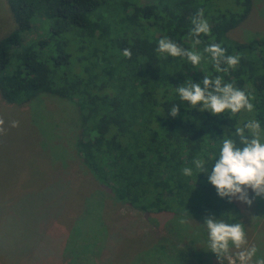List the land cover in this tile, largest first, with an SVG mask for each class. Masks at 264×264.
<instances>
[{
  "label": "trees",
  "instance_id": "trees-1",
  "mask_svg": "<svg viewBox=\"0 0 264 264\" xmlns=\"http://www.w3.org/2000/svg\"><path fill=\"white\" fill-rule=\"evenodd\" d=\"M4 2L16 28L0 38L2 102L21 107L48 96L74 103L80 123L75 143L79 173L85 172L92 183L144 215L176 220L187 211L186 219L201 226L208 216L239 221L250 240L252 232L239 201L220 198L208 174L199 175L192 161L203 158L210 169L225 134L231 136L251 118L264 127V38L229 37L251 14L253 0ZM200 9L211 35H201L202 43L193 47L191 18ZM33 27L40 31L39 39L26 40L25 33ZM162 38L200 53V65L157 52ZM213 42L226 49V55L240 57L234 69L215 71L203 52ZM126 48L130 59L123 56ZM205 75L220 76L244 90L255 111L214 116L191 108L176 89L190 79L200 83ZM174 105L180 107L175 118L170 115ZM186 166L193 168L192 177L183 175ZM64 188L71 189V184L55 188L64 196L63 205L71 199V190L65 193ZM91 202L84 201L81 228L90 235L105 232L99 222L102 203ZM90 235L83 234L84 239ZM63 236L65 244L71 241ZM193 255L179 251L176 258L193 264ZM69 259L89 264L96 260L88 254L83 259L71 254ZM202 263L198 258L196 264Z\"/></svg>",
  "mask_w": 264,
  "mask_h": 264
},
{
  "label": "rangeland",
  "instance_id": "rangeland-1",
  "mask_svg": "<svg viewBox=\"0 0 264 264\" xmlns=\"http://www.w3.org/2000/svg\"><path fill=\"white\" fill-rule=\"evenodd\" d=\"M15 28L0 0V38ZM39 35L33 27L25 38L37 40ZM229 37L264 38V0H253L251 14ZM0 117L7 128L0 137V264H89L70 260L71 254L81 259L90 255L96 259L90 264H182L177 253L189 250L193 264L198 258L202 264H219L207 249L206 228L189 219L181 225L179 219L137 212L79 173L75 143L80 123L74 103L40 96L16 107L0 100ZM13 120L19 121L18 128L8 127ZM69 183L71 189L62 191L71 190V199L63 205L64 196L55 188ZM86 199L102 203L99 222L105 232L82 230L78 219L84 217ZM239 203L252 232L249 241L264 253V198H255L250 208ZM63 233L70 242L65 244ZM83 234L90 236L85 240Z\"/></svg>",
  "mask_w": 264,
  "mask_h": 264
},
{
  "label": "clouds",
  "instance_id": "clouds-1",
  "mask_svg": "<svg viewBox=\"0 0 264 264\" xmlns=\"http://www.w3.org/2000/svg\"><path fill=\"white\" fill-rule=\"evenodd\" d=\"M191 23L195 47L202 43L201 35H211V27L204 18L203 9L197 11L191 18ZM156 50L172 58H181L182 61L186 59L194 67H198L203 59L200 53L188 50L169 38L160 39ZM203 52L209 55L217 73L227 72L239 64L240 57L226 55V49L218 43L206 45ZM131 55L130 49L123 50L124 57L130 59ZM176 91L182 101L187 102L193 109L198 108L202 113L209 112L214 116L231 113L235 116L242 112L255 111L249 95L233 83H226L220 76L213 79L205 75L200 83L190 79ZM179 113V106L171 107V117L175 118ZM19 126V121L15 120L8 125L10 128ZM6 133L5 120L0 117V137ZM223 137L218 157L212 167L209 169L206 166L207 161L197 157L192 161L195 171L199 175L208 174V183L215 187L220 198L229 203L239 201L250 208L255 198H264V127L257 119L251 118L242 126L235 127L231 136L225 134ZM182 173L185 177H192L194 171L192 167L186 166ZM250 192L254 195L250 196ZM188 215L186 211L179 219V224L187 225ZM202 226L208 234L207 249L216 255L219 264H264V253L260 252L255 243L249 241L242 222H228L226 219L217 220L214 216H208Z\"/></svg>",
  "mask_w": 264,
  "mask_h": 264
}]
</instances>
